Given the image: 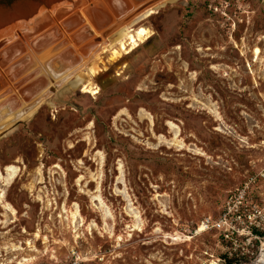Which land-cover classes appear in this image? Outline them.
Instances as JSON below:
<instances>
[{"label": "rangeland", "instance_id": "obj_1", "mask_svg": "<svg viewBox=\"0 0 264 264\" xmlns=\"http://www.w3.org/2000/svg\"><path fill=\"white\" fill-rule=\"evenodd\" d=\"M89 1L0 43V103L25 110L49 88L0 123V264L72 248L89 264H223L217 236L193 229L264 169V0H104L113 19L94 9L95 23ZM148 6L134 27L151 37L112 59L115 31ZM252 192L264 201V178Z\"/></svg>", "mask_w": 264, "mask_h": 264}, {"label": "built area", "instance_id": "obj_2", "mask_svg": "<svg viewBox=\"0 0 264 264\" xmlns=\"http://www.w3.org/2000/svg\"><path fill=\"white\" fill-rule=\"evenodd\" d=\"M258 178H264V169L229 191L218 212L204 216L193 229L194 234H215L231 264H264V201L252 192ZM89 260L72 248L67 258L53 264H89Z\"/></svg>", "mask_w": 264, "mask_h": 264}, {"label": "bare ground", "instance_id": "obj_3", "mask_svg": "<svg viewBox=\"0 0 264 264\" xmlns=\"http://www.w3.org/2000/svg\"><path fill=\"white\" fill-rule=\"evenodd\" d=\"M74 1H75L74 3L70 2V3H68V5L63 6V8L64 7H67L65 9L68 10V9L74 8L75 6L76 7H80V5H82L87 0H74ZM156 7L157 6H152V7L151 6H148L140 14H138V16H136L134 19H132L131 21H129L128 23H126L124 25L121 24L123 26H121V27L119 26V28L117 30L115 29L116 31L113 34L114 35L113 36L114 37L113 40H114L115 43L113 42V44H116L117 47L112 49V59H119V58L121 59V57H123L126 54L131 53L133 50H135L137 47H139L140 44L144 43L149 37H151V35L153 34V32H152V30L150 28H148L147 26H143V25H139L137 27H134V25L137 22H139V20H141V19H143L145 17H148L151 14L155 13V11L153 9H156ZM158 7H159V5H158ZM64 11L65 10L59 11L57 13H63ZM81 12H82V10H80V13ZM95 16L97 17V20H100V22L103 21V18L104 17L100 16V14H98V15L95 14ZM84 17H85V15H84ZM86 21H87V19H86ZM49 23H50V19L48 21H44L42 25H45L46 26ZM30 30H32V28ZM27 32H30V31H27ZM28 34L31 35V32L28 33ZM100 45L102 47V44H100ZM95 49H93V50H95ZM97 51H96V53H97ZM96 53H93V54H96ZM255 53H259V49H256L255 50ZM101 69L102 68L97 67V66H91V67L88 68V70L86 72V75L88 77H90V79L91 78L93 79V77H95L97 74H99V71H101ZM72 73H74V72L72 71ZM69 74H68V76H67V74L65 76L69 77L70 76ZM74 76H75L74 82H75V84L82 86V90H81L82 92H84V93H91L93 95L99 93V90L100 89L98 90L97 87L92 86L90 80H88L87 82H84V78L82 76H80L79 74H75ZM51 84H52V82L49 85H51ZM54 85H55V83H54ZM48 89L45 88L42 91H40L38 94H36V96H34V98H32V102L29 100L30 103L24 102L25 100L22 98L24 100L23 101V103H24L23 105L27 106V105L31 104V106H28V107L24 108L25 110H22V108L20 109V107L14 109L13 108V105L11 106V103L10 104H5L3 102L0 103L1 104L0 105V123H1V125L11 124V123L13 124L14 122L16 123L19 119L29 117L33 113V110L36 107H38V105L44 99L45 95H47ZM6 172L7 173H6V177H5V180H4V184L7 185V184H9L15 178L16 171H15V169L13 167H6ZM1 177L2 176H1V172H0V179H2ZM26 260L27 259H24L25 262H26ZM210 264H215V262L213 261Z\"/></svg>", "mask_w": 264, "mask_h": 264}, {"label": "water", "instance_id": "obj_4", "mask_svg": "<svg viewBox=\"0 0 264 264\" xmlns=\"http://www.w3.org/2000/svg\"><path fill=\"white\" fill-rule=\"evenodd\" d=\"M131 1L139 3L140 0ZM70 2L74 3L75 1L0 0V43L9 39V37L11 38L15 32L19 36L29 35L28 33L30 32L39 33L46 27L45 25H42L43 22L48 21L53 12L63 11V6L68 5ZM94 9L102 11L110 20L113 19L104 0H91L83 8V11L93 23L96 22L92 14ZM72 16L82 19L79 11L74 12ZM31 28L32 30H30ZM53 30L54 29H48L42 34L47 35L48 33H52Z\"/></svg>", "mask_w": 264, "mask_h": 264}, {"label": "trees", "instance_id": "obj_5", "mask_svg": "<svg viewBox=\"0 0 264 264\" xmlns=\"http://www.w3.org/2000/svg\"><path fill=\"white\" fill-rule=\"evenodd\" d=\"M221 261L223 264H231V258L227 257L226 254L221 255Z\"/></svg>", "mask_w": 264, "mask_h": 264}]
</instances>
